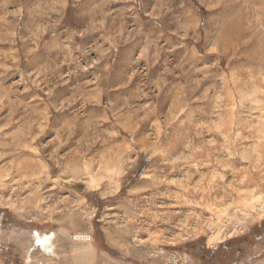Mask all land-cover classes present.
I'll list each match as a JSON object with an SVG mask.
<instances>
[{
  "label": "rangeland",
  "instance_id": "1",
  "mask_svg": "<svg viewBox=\"0 0 264 264\" xmlns=\"http://www.w3.org/2000/svg\"><path fill=\"white\" fill-rule=\"evenodd\" d=\"M0 264H264V0H0Z\"/></svg>",
  "mask_w": 264,
  "mask_h": 264
},
{
  "label": "bare ground",
  "instance_id": "2",
  "mask_svg": "<svg viewBox=\"0 0 264 264\" xmlns=\"http://www.w3.org/2000/svg\"><path fill=\"white\" fill-rule=\"evenodd\" d=\"M50 236H52V235H50ZM51 240L52 239L48 236L45 238H40L39 241L37 242V246H42L43 251L45 253H47V255H49V256L54 255V250L52 248Z\"/></svg>",
  "mask_w": 264,
  "mask_h": 264
},
{
  "label": "flooded vegetation",
  "instance_id": "3",
  "mask_svg": "<svg viewBox=\"0 0 264 264\" xmlns=\"http://www.w3.org/2000/svg\"><path fill=\"white\" fill-rule=\"evenodd\" d=\"M241 253L243 252V251H240ZM206 258V260H207V257H205ZM209 260H210V258H209Z\"/></svg>",
  "mask_w": 264,
  "mask_h": 264
},
{
  "label": "water",
  "instance_id": "4",
  "mask_svg": "<svg viewBox=\"0 0 264 264\" xmlns=\"http://www.w3.org/2000/svg\"><path fill=\"white\" fill-rule=\"evenodd\" d=\"M42 247V246H41ZM42 249H43V247H42Z\"/></svg>",
  "mask_w": 264,
  "mask_h": 264
}]
</instances>
